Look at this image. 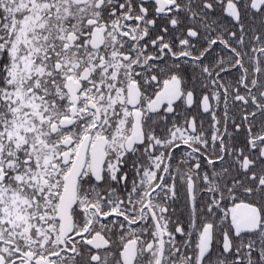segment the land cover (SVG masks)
Returning <instances> with one entry per match:
<instances>
[{
	"label": "snow or ice",
	"instance_id": "6c2138e0",
	"mask_svg": "<svg viewBox=\"0 0 264 264\" xmlns=\"http://www.w3.org/2000/svg\"><path fill=\"white\" fill-rule=\"evenodd\" d=\"M0 264H264V0H0Z\"/></svg>",
	"mask_w": 264,
	"mask_h": 264
}]
</instances>
